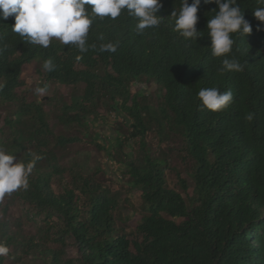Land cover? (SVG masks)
Returning a JSON list of instances; mask_svg holds the SVG:
<instances>
[{"label":"trees","instance_id":"obj_1","mask_svg":"<svg viewBox=\"0 0 264 264\" xmlns=\"http://www.w3.org/2000/svg\"><path fill=\"white\" fill-rule=\"evenodd\" d=\"M189 4L192 0H188ZM158 28L136 31L137 20L122 11L115 20L95 18L81 54L74 46L52 41L48 48L25 42L12 31L13 17L0 11V106L6 138L0 149L27 164L41 157L28 177L27 189L0 199V243L9 252L0 264H264V22L255 16L258 0H237L252 32L233 34L232 55L243 71L221 72L223 57L212 55L207 23L218 10L203 0L198 9L197 42L174 31V8L181 0H160ZM112 44L114 52L100 51ZM80 56L82 58L77 59ZM51 60L53 71L44 68ZM33 69L39 88L49 85L81 93L71 103L59 101L45 112L25 98L23 73ZM153 84L148 95L131 93L133 84ZM231 90V104L218 112L201 106L202 88ZM121 111L131 120L137 156L123 162L121 179L139 192L141 214L131 230L118 226L117 194L77 163L61 164L57 153L74 140L55 137L51 125L84 126L104 111ZM249 117H251L249 119ZM51 119V120H50ZM181 139L192 162V187L183 195L164 177L167 162L150 156L145 136ZM118 154L123 147L115 141ZM117 157V156H116ZM115 157V158H116ZM20 203L36 224L25 234L8 207ZM39 222H34L35 220ZM39 223V224H38ZM71 248L74 257H68Z\"/></svg>","mask_w":264,"mask_h":264},{"label":"clouds","instance_id":"obj_2","mask_svg":"<svg viewBox=\"0 0 264 264\" xmlns=\"http://www.w3.org/2000/svg\"><path fill=\"white\" fill-rule=\"evenodd\" d=\"M201 2L202 0H192L189 4L188 0H181L179 11L174 8L171 13L175 17L174 31L186 41L197 42L198 37H201V32L195 27ZM203 3H214L218 8L214 10L215 15L208 20L207 30L211 38L212 55L223 57L220 71H243L244 65L232 55V51L235 43L233 34L248 35L252 32L250 23L244 17V11L237 0H203ZM258 3L264 5V0H258ZM161 7L160 0H0L2 18H14L12 31L25 42L48 48L55 39L63 45L74 46L81 54L95 48V45L87 42L95 18L115 20L122 11H126L129 16L136 18L135 27L140 34L145 29L159 27L161 16L157 13ZM254 16L264 22V7L257 8ZM115 50L116 47L112 44L100 47L101 52ZM80 58L82 57H77ZM44 68L53 71L52 61H45ZM46 91L47 86L36 89L41 96ZM197 95L201 106L213 112L227 108L233 100L231 90L221 92L215 87L202 88ZM40 158L36 156L25 164L15 155L0 149V199L20 188H28V177L35 161ZM8 252V247L0 243V256H6Z\"/></svg>","mask_w":264,"mask_h":264},{"label":"rangeland","instance_id":"obj_3","mask_svg":"<svg viewBox=\"0 0 264 264\" xmlns=\"http://www.w3.org/2000/svg\"><path fill=\"white\" fill-rule=\"evenodd\" d=\"M53 41L59 42L55 39ZM22 78L25 82L26 100H37L38 103H42L45 107V112L48 114L49 110H55L57 102L61 100L66 104H70L71 97L79 95L82 90V86L70 89L49 85L46 93L41 96L36 92V89L39 88L40 78L34 73L33 69L25 70ZM130 91L133 94L138 93V96L142 93L148 95L147 103L151 106H155L158 102L153 84H133ZM9 111H11L10 107L0 106L1 138H6L8 134V128L4 125V119L8 116ZM90 118L85 120L84 126L75 124L64 128L57 124L51 125L55 137L74 140L73 143L61 149L57 153V157L61 164L65 166H70L75 163L83 165L86 174L96 176L112 192L117 194L119 202L118 215L122 219V221H117V225L129 231L134 227L142 210L139 192L132 189V187L121 179L123 162H126L129 157H136L139 152L137 139L130 137L131 120L121 111H104V114L98 119ZM117 138L123 144V152L120 155L117 151L118 148L115 146ZM145 143L146 150L150 156L163 159L167 162V168L164 173L167 185L183 195L184 193L179 186V181L183 180L187 187H192V162L187 155L181 139L173 135H168L167 137L159 136L152 130L146 133ZM2 202H5V200L2 199ZM26 216L27 208L20 203L15 202L8 207L9 220H18L23 233L34 234L37 226L33 222L28 221ZM34 222L39 221L36 219ZM66 254L68 257H74L75 252L71 248H67ZM5 264L13 263L6 261ZM32 264L43 263L38 259Z\"/></svg>","mask_w":264,"mask_h":264}]
</instances>
